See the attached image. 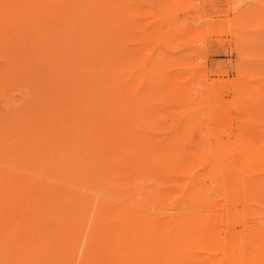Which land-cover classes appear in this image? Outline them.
Listing matches in <instances>:
<instances>
[{"label":"rangeland","instance_id":"374dc122","mask_svg":"<svg viewBox=\"0 0 264 264\" xmlns=\"http://www.w3.org/2000/svg\"><path fill=\"white\" fill-rule=\"evenodd\" d=\"M80 1L33 28L0 6V264H264L239 240L264 232V0ZM203 211L216 239H135Z\"/></svg>","mask_w":264,"mask_h":264},{"label":"bare ground","instance_id":"6f19581e","mask_svg":"<svg viewBox=\"0 0 264 264\" xmlns=\"http://www.w3.org/2000/svg\"><path fill=\"white\" fill-rule=\"evenodd\" d=\"M3 1V0H2ZM11 1V0H10ZM15 1V0H14ZM70 1V0H69ZM83 1V0H82ZM82 1H80V3H82ZM46 2V0H19L18 2H16L15 4H14V7H13V3H10V2H8L7 1V3L9 4H12V6H10V5H7L6 4V2L4 1V3H5V5H7V6H10L9 8L7 7L6 8V6L4 5L3 6V8L4 9H6V10H4L5 12H3L4 14H3V16L1 15V11L3 10V8L2 7H0L1 9V13H0V15L4 18V21L3 20H1V21H3V24L4 23H9V21L11 20V21H13L12 19L13 18H15V16H16V14H19L20 13V11H22V12H25L23 15H24V17L27 19V21L25 22V24L27 23V22H31V25H30V27L31 28H33V26H34V24H35V21L33 20V18H34V16H36V15H38V13H40V11H41V13L44 11V9H47V10H50V7H48L47 8V6L45 5V4H47V3H45ZM85 2V1H84ZM0 3H1V1H0ZM3 3V4H4ZM89 4H94V2H88ZM97 3V2H96ZM2 4V5H3ZM88 4V5H89ZM2 5H0V6H2ZM43 7H42V6ZM84 5V4H83ZM68 6H70V5H68ZM67 6V7H68ZM82 6V5H81ZM96 6V4H94L93 5V7H95ZM98 6V5H97ZM13 7V8H12ZM42 8V9H41ZM57 8V7H56ZM84 8V7H83ZM96 8V7H95ZM22 9V10H21ZM54 11H55V9H54ZM58 11H60V10H58ZM75 11H78L79 12V10H77V9H75ZM37 12V13H36ZM46 12V11H45ZM82 12V11H81ZM51 13V12H50ZM65 13H67V11L65 12ZM83 13V12H82ZM96 13H97V11H96ZM52 14V13H51ZM73 14V13H72ZM77 14V13H76ZM75 14V15H76ZM74 15V16H75ZM22 16V15H21ZM40 16V15H39ZM13 17V18H12ZM23 17V16H22ZM38 17V16H37ZM95 17H99L98 15L97 16H94V19H95ZM19 18H20V16H19ZM65 18H69V17H67V16H65ZM21 19V18H20ZM29 19L31 20V21H29ZM96 19H98V18H96ZM25 20V19H24ZM15 21V20H14ZM34 21V22H33ZM24 23V22H23ZM37 24V23H36ZM10 25V24H9ZM27 25V24H26ZM38 25V24H37ZM91 25H93V24H91ZM20 26V25H19ZM22 29V28H21ZM95 29V28H94ZM83 30V29H82ZM25 31V30H24ZM95 31V30H94ZM25 34V33H24ZM68 36V35H67ZM64 38V37H63ZM65 39H67V38H65ZM29 44V43H28ZM35 46V45H34ZM53 98V97H52ZM51 98V99H52ZM62 99V98H61ZM48 101V100H47ZM51 101V100H50ZM51 103V102H50ZM76 103V102H75ZM86 105H88V103L86 104ZM90 107V106H89ZM51 108V107H50ZM48 109V108H47ZM53 109V108H52ZM51 109V110H52ZM43 110V109H42ZM41 110V111H42ZM50 110V109H49ZM47 111V110H46ZM52 111H54V110H52ZM55 113H56V111H54ZM63 112V111H62ZM48 114V113H47ZM60 114H61V111H60ZM59 115V114H58ZM57 115V113H56V116H58ZM55 116V117H56ZM61 116V115H60ZM49 117V116H48ZM55 117H54V120L53 121H55ZM62 118V117H61ZM89 119V118H88ZM41 120V119H40ZM56 120H58V119H56ZM80 120V119H79ZM84 120V119H83ZM52 121V122H53ZM91 121V120H90ZM56 122V121H55ZM50 124V123H49ZM59 123H57V125H58ZM61 124V123H60ZM64 124V123H63ZM83 124V123H82ZM44 125V127H45V124H43ZM79 125V124H78ZM56 126V125H55ZM59 126H61V125H59ZM43 127V128H44ZM42 128V129H43ZM59 128V127H58ZM61 128H62V126H61ZM27 129V128H26ZM30 129V128H29ZM49 129H50V127H49ZM75 129V128H74ZM80 129V128H79ZM20 130V128L19 127H12V128H10V130L8 131V133H14V132H18ZM30 130H32V129H30ZM45 130V129H44ZM62 130V129H61ZM69 130V129H68ZM66 131H67V129H66ZM76 130H74L73 132H75ZM38 132H39V130H38ZM45 132V131H44ZM43 132V133H44ZM49 132V131H48ZM68 132H70V131H68ZM66 133V132H65ZM72 133V132H71ZM67 134V133H66ZM74 134V133H73ZM73 134H72V136H73ZM58 135V134H57ZM71 135V134H70ZM88 135V134H87ZM67 136H69V135H67ZM75 136V135H74ZM76 136H77V133H76ZM75 136V138H77ZM101 136V135H100ZM260 136V135H259ZM13 137H15V135H13ZM70 137V136H69ZM84 137H86V136H84ZM89 137V136H88ZM238 137H240V136H238ZM261 137V136H260ZM53 138V137H52ZM80 138H82V137H80ZM104 138H106V137H104ZM255 138H257V137H255ZM254 138V139H255ZM84 139V138H83ZM103 139V138H102ZM249 139V138H248ZM251 139V138H250ZM104 140V139H103ZM246 140V139H245ZM89 141V140H88ZM256 141V140H255ZM84 142H85V140H84ZM86 142H87V140H86ZM92 142V141H91ZM248 143H247V145H248V148H250V150L252 149L253 151L251 152V154H253V155H257V154H264V145H262V146H260L259 145V147H258V142H260V141H256L257 143H251L252 142V140L250 141H247ZM102 143V142H101ZM101 143H100V145H101ZM250 143V144H249ZM261 143V142H260ZM14 144L15 145H17V148L16 149H19L20 148V138H17V142H14ZM91 144V143H90ZM242 145V144H241ZM239 146V147H241L242 148V146ZM246 145V143L244 144V146ZM250 145V146H249ZM11 146V145H10ZM87 146H88V144H87ZM94 146V145H93ZM69 147V146H68ZM89 147H91V146H89ZM95 147V146H94ZM98 148H99V146H97ZM57 148V147H56ZM70 148V147H69ZM69 148H67V150H69ZM76 148V147H75ZM246 148V150H247V146L245 147ZM244 148V149H245ZM91 149H92V147H91ZM95 149V148H94ZM76 150H78V149H76ZM75 150V151H76ZM97 151H96V153L98 152V149H96ZM102 150V149H101ZM104 150V149H103ZM246 150H244V151H246ZM100 151V150H99ZM242 151V150H241ZM240 151V152H241ZM248 152H249V149L247 150ZM14 153H11V155L10 156H8V158H10V159H12L13 160V158L15 159L16 157H18L19 156V153H15V151H13ZM21 152V151H20ZM250 152H249V154L247 153V152H245L246 154H248L247 156L248 157H250V156H253V155H251L250 154ZM24 153V152H23ZM70 153H71V151H70ZM99 153V152H98ZM103 153V152H102ZM243 153V152H242ZM255 153V154H254ZM57 154V153H56ZM21 155V154H20ZM88 155V154H87ZM250 155V156H249ZM94 156V155H93ZM102 156V155H101ZM259 156V155H258ZM261 156V155H260ZM247 157V158H248ZM43 158V157H42ZM67 158V157H66ZM99 158V157H98ZM253 158V157H252ZM262 158H264V157H262ZM21 159V158H20ZM256 159V158H255ZM26 161H29V163L30 162H32V163H34V164H37V160L36 159H34V156L33 157H29V158H26L25 159ZM248 161V163H249V161H250V159H247ZM257 160V159H256ZM19 161V160H18ZM41 161V160H40ZM39 161V162H40ZM47 161H49V160H47ZM57 161V160H56ZM222 161V160H221ZM252 162H253V159L251 160ZM260 161H261V159H260ZM262 161H264V159H262ZM38 162V163H39ZM216 162V161H215ZM225 162H226V160H225ZM228 162V161H227ZM226 162V163H227ZM251 162V163H252ZM254 162H255V160H254ZM23 163V162H22ZM31 163V164H32ZM56 163V162H55ZM106 163H107V160H106ZM223 161L221 162V165L223 166ZM235 163V162H234ZM250 163V164H251ZM256 163V162H255ZM24 164V163H23ZM49 164V163H48ZM220 164V163H219ZM249 164V165H250ZM27 165V164H26ZM225 165V164H224ZM235 165V164H234ZM233 165V166H234ZM247 165V164H246ZM29 166V165H28ZM218 166V165H217ZM30 167V166H29ZM37 168V167H36ZM40 168V167H39ZM223 168V167H222ZM225 168V167H224ZM230 168H231V166H230ZM233 168V167H232ZM232 168H231V170H232ZM25 169V168H24ZM110 169V168H109ZM226 169V168H225ZM224 169V170H225ZM103 170V169H102ZM48 171V170H47ZM58 171V170H57ZM227 171V170H226ZM110 172V171H109ZM4 173V172H3ZM42 173V172H41ZM229 173H230V169H229ZM99 174H101V173H99ZM104 174V173H103ZM228 174V173H227ZM231 174H233L234 175V173L232 172ZM5 175V174H4ZM223 176H225V175H223ZM97 177V176H96ZM100 177V176H99ZM242 177H244V176H242ZM230 178V177H229ZM259 178V177H258ZM102 179V178H101ZM105 179V178H104ZM8 180V179H7ZM230 180V179H229ZM247 180V179H246ZM256 180H258V179H256ZM103 181V180H102ZM242 181H243V179H242ZM34 182H35V180H34ZM110 182V181H109ZM238 182V181H237ZM236 182V183H237ZM31 183V182H30ZM33 183V182H32ZM243 183V182H242ZM246 183V182H245ZM250 184H251V182H249ZM257 184V181H254V184ZM252 184H253V182H252ZM2 185V184H1ZM23 185V184H22ZM244 185V184H243ZM6 187V186H5ZM23 187V186H22ZM247 187V186H246ZM25 188V187H24ZM245 187H243V189H244ZM1 191V190H0ZM199 191V190H198ZM251 191V190H250ZM40 192V191H39ZM253 192V191H252ZM8 191H6L5 193H4V195H3V197H6V199H8ZM198 193V192H197ZM200 193V192H199ZM244 193H245V195H246V192L244 191ZM2 194V193H1ZM195 194V193H194ZM194 194H191V195H194ZM252 194V193H251ZM254 194V193H253ZM252 194V195H253ZM216 196H220L219 194H217ZM2 197V198H3ZM14 197H15V195H14ZM188 197H189V195H188ZM188 197H187V199H188ZM244 197V195L242 196V198ZM244 199H245V197H244ZM10 200V199H9ZM14 200V199H13ZM13 200H11V201H13ZM3 202H4V200H3ZM5 203V202H4ZM11 203V202H10ZM9 203V204H10ZM15 204V203H14ZM234 205V204H233ZM252 205V204H251ZM116 206V205H115ZM9 207V206H8ZM7 208V207H6ZM209 208V207H208ZM11 209V208H10ZM110 211V210H109ZM9 212V211H8ZM88 212V211H87ZM97 212V211H96ZM182 213V212H181ZM206 213V212H205ZM204 213V211L203 212H198V213H196V214H193V213H187V212H185L184 214H183V216L181 215L180 217H171V219H169V222H166V223H164V222H161V225H159L158 224V222H156L155 224H153V225H151L152 224V219L151 218H149V217H147V218H149L146 222H144L143 220H138L137 221V223L138 224H136L137 226H135L136 227V232H135V234H136V237H135V239L136 240H141V241H151V240H157V242H158V240H163V239H165L166 237L167 238H169V239H166V240H170V241H173V243L174 244H178V243H185V242H189V241H205V240H208V237L210 238V240L211 239H216V237H217V235H216V226H215V224H214V220H215V218H214V216H209L208 214H205ZM86 214V213H85ZM102 215H103V213H102ZM83 216V215H82ZM81 216V217H82ZM207 217V218H206ZM5 219H6V217H5ZM96 219H99L100 220V222H101V219H100V217L98 218H96ZM144 219H146V218H144ZM210 219H213V221L212 220H210ZM99 220H95V222H97V221H99ZM209 220V221H208ZM142 221H143V223H142ZM82 222V221H81ZM98 223V222H97ZM102 224H101V230H100V232H99V235L97 234V236L101 239L100 240V242L102 241V242H104L103 244L105 245H107V244H110V245H112V246H114L115 245V243H116V237H114L113 236V232H112V227L110 228V226H109V229H107V227H108V223H109V220L107 221V220H105V217L104 218H102V222H101ZM110 224H111V222H110ZM94 225L96 226V224L94 223ZM113 225V224H112ZM132 225V224H131ZM14 226V225H13ZM13 226H11L12 228H13ZM100 226V225H99ZM114 226V225H113ZM126 226V225H125ZM79 227V226H78ZM82 227V226H81ZM115 228H118V227H116V226H114ZM126 227H128V226H126ZM106 228V229H105ZM95 229H96V227H95ZM150 230H151V232H153V234H155V235H158V237H155V236H153V237H151L150 236V234H149V232H150ZM210 230H211V232H210ZM95 231V230H94ZM15 232V231H14ZM93 232V231H92ZM251 232L252 231H250V229L249 230H244L243 231V234L242 235H240L241 237H240V239L239 240H242V242L244 243H251V244H253V243H259V244H262V245H264V232H262V233H260V234H251ZM95 233H97V231L95 232ZM95 233H94V235H95ZM33 234V233H32ZM159 234H161V236H159ZM162 234H164V235H166V234H168V236H164V235H162ZM207 235V236H206ZM5 236V235H4ZM150 236V237H149ZM214 236H216V237H214ZM93 236H91V238H92ZM220 238V237H219ZM12 239V238H11ZM97 239V238H96ZM221 239V238H220ZM219 239V240H220ZM90 240V239H89ZM95 240V239H94ZM231 240V239H230ZM10 241V240H9ZM12 241V240H11ZM68 241V240H67ZM140 241V242H141ZM73 242V241H72ZM89 242V241H88ZM94 242V241H93ZM99 241H98V243H100ZM102 242H101V244H102ZM241 242V241H240ZM67 243H69V241L67 242ZM224 243V242H223ZM77 244V243H76ZM145 244V243H144ZM72 245V244H71ZM88 245V244H87ZM95 245V244H94ZM69 246H70V244H69ZM73 246V245H72ZM83 246H84V244H83ZM109 245H107V247H108ZM106 247V246H105ZM104 247V248H105ZM109 247H111V246H109ZM262 247H264V246H262ZM262 247H261V249H262ZM90 248V247H89ZM93 248V247H92ZM109 249H111V248H108V249H106L107 251L109 250ZM85 250V249H84ZM90 250H93V249H90ZM101 250H102V248H101ZM101 250H100V252H101ZM94 251V250H93ZM99 251V250H98ZM112 250H109V252H106V253H110ZM115 251V250H114ZM91 252V251H90ZM116 252V251H115ZM114 252V253H115ZM105 253V254H106ZM114 253L113 254H111V255H109L110 257H112L113 259H115V255H116V253H115V255H114ZM101 254H103V253H101ZM104 255V254H103ZM107 255V254H106ZM105 255V257H107ZM95 257H96V255H95ZM112 258H109V257H107V258H105L106 260H107V263H111V259ZM105 259H101L102 260V262H104L105 261ZM104 260V261H103ZM95 261V260H94ZM99 261V260H98ZM101 262V263H102ZM104 264V263H103Z\"/></svg>","mask_w":264,"mask_h":264}]
</instances>
